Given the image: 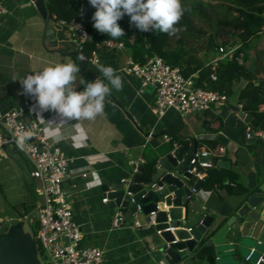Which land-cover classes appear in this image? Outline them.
<instances>
[{"label":"crops","instance_id":"1","mask_svg":"<svg viewBox=\"0 0 264 264\" xmlns=\"http://www.w3.org/2000/svg\"><path fill=\"white\" fill-rule=\"evenodd\" d=\"M0 2L8 9L0 22V101L16 107L30 99L34 108L27 110L24 117L41 121L46 111L37 115L36 100L23 94L20 79L57 63L78 64V39L72 35L70 26L49 15L43 16L34 0ZM244 48L247 54L245 64L257 76L264 77V33L250 39ZM98 52L101 61L97 67L104 65L116 69L123 78L122 91L112 90L106 100L104 114L95 120L81 121L77 127L76 121L61 123L55 113L43 123L45 132L69 158L62 184L69 194L74 219L82 229L81 242L101 247L105 264H161L163 260L156 259L153 254L156 243L150 236L142 237L138 233L139 227L133 224L135 215L128 209L112 207L109 190L106 191L104 186L130 176L134 171L133 160L144 158L147 162V156L154 153L159 159L188 137L197 139L198 149L207 147L204 139H212L220 145L213 154L217 162L210 167L214 169V180L205 186L204 178L199 190L189 199L191 211L187 206L183 208L181 226L189 229L206 214L215 216L214 224L223 223L232 215L239 218V211L247 206L249 190L264 180V139L245 137L249 118L239 107L238 91L248 80L243 77L236 81L228 101L213 105L211 114L169 108L159 116L153 109L155 86L149 84L141 90V78L126 70L132 57L129 48L101 45ZM76 76L74 87L77 91H82L86 82L95 81L98 77L104 79L99 71L94 78L81 68ZM216 118L222 122L218 131L212 128ZM0 132H4L1 126ZM164 134H169L170 141L176 143L172 149L168 148L171 142L164 139ZM4 147L14 150L9 145ZM28 163L38 192L37 180L32 176V167ZM150 169L145 163L144 174H150ZM236 186H241L243 191H236ZM39 195L41 198L36 201V211L42 202ZM106 196L108 200L104 201ZM251 210L254 208L249 206ZM118 212L123 219L117 224L114 220ZM137 215L144 224V214ZM238 262L228 252L222 264Z\"/></svg>","mask_w":264,"mask_h":264},{"label":"water","instance_id":"2","mask_svg":"<svg viewBox=\"0 0 264 264\" xmlns=\"http://www.w3.org/2000/svg\"><path fill=\"white\" fill-rule=\"evenodd\" d=\"M34 2L43 16L49 15L46 0ZM77 62L83 71L96 78L99 71L96 64L81 56ZM12 107V103L0 101V114ZM203 112L212 113L210 109L200 111ZM197 149V139L185 138L159 157L150 174H144L145 164L139 163L127 178L106 183L104 189L109 190L112 207L128 209L133 215L144 214L146 225L139 227L138 233L142 237L150 236L156 243L153 254L158 260L169 264H222L224 256L230 252L239 264H256L259 259V264H264V180L256 191L248 192L247 206L239 211V218L232 215L225 222L214 224L215 216L206 214L191 229L181 226L183 208L187 206L191 211L189 199L204 180L187 170ZM210 159L217 162L216 156ZM235 190L242 192L243 188L236 186ZM249 206L254 210L249 211ZM5 210L0 192V264H43L38 239L25 229V220L9 223L1 218ZM153 210L156 214L147 224ZM168 226L176 228L167 230ZM252 248L251 257L246 259Z\"/></svg>","mask_w":264,"mask_h":264},{"label":"built area","instance_id":"3","mask_svg":"<svg viewBox=\"0 0 264 264\" xmlns=\"http://www.w3.org/2000/svg\"><path fill=\"white\" fill-rule=\"evenodd\" d=\"M7 10L6 5L0 2V22ZM58 21L61 24L70 26L72 29V35L78 39L79 56L87 58L98 65L101 61L98 49H93L89 54L83 52L84 42L91 39V34L85 25L77 20L58 19ZM262 30L264 31V27ZM102 45L110 48H126L123 41L115 39H106ZM239 47L240 42L222 44L219 46L213 60L230 57ZM243 56L244 52H240L237 60L243 62ZM126 70L141 78V90H144V87L149 84L155 86L153 109L159 116H163L169 108H176L181 112H200L201 110L210 109L213 105L225 104L229 98L228 94L219 90L195 86L191 78L183 74L180 66L172 65L159 54H154L145 61H139L131 57ZM239 107L243 108L242 102H239ZM33 108L30 99H25L5 114H0V126L4 131L3 133L0 132V149L5 145H9L24 154L31 164V174L37 180L36 189L43 198L35 219L23 218L25 224L28 220H32V222L36 220V232L29 231L38 239L40 254L43 252L47 255L50 264H105L104 252L101 247L81 242L82 229L74 219L69 194L62 184L69 167V158L61 146L47 135L43 124L55 113L52 111L44 112L41 121L26 119L24 113ZM26 132L31 133V136L25 141L24 148L21 149L16 140ZM245 137L247 139H264V130L255 129L248 121L245 128ZM164 139L170 141L172 138L169 134H164ZM212 155L213 151L208 146L197 149L189 162L187 170L204 179L207 174L206 170L213 166L210 159ZM132 162L135 170L137 164H145L146 160L141 158ZM103 200L107 201L108 197H104ZM137 214H135L133 224L136 227L146 225V222L143 224ZM155 214L156 210L150 212L147 224L153 220ZM122 219V214L118 212L114 221L118 224ZM175 228V226H168L166 229L174 230ZM161 231L158 230L159 233ZM253 251L254 248L248 253L246 259L251 257ZM41 259L45 264L42 256ZM259 262L260 259L256 264H259ZM161 264L169 263L161 261Z\"/></svg>","mask_w":264,"mask_h":264},{"label":"trees","instance_id":"4","mask_svg":"<svg viewBox=\"0 0 264 264\" xmlns=\"http://www.w3.org/2000/svg\"><path fill=\"white\" fill-rule=\"evenodd\" d=\"M49 16L68 21L82 22L91 39L83 44V52L89 54L93 49H98L104 40L113 39L101 34L94 27L92 20L96 9L89 0H46ZM188 10L185 11L179 24L181 30L174 36L157 34L153 31L141 32L130 24V18L125 16L118 21L125 30V36L115 39L123 41L132 53V57L145 61L148 57L159 54L172 65L180 66L183 74L190 77L195 86L216 89L228 95L234 92V84L241 78L248 82L239 89L238 100L243 103L249 122L255 129L264 130V77L257 76L246 64L247 54L244 45L253 37L264 33V0H182ZM238 36L240 47L230 56L221 60L205 59L201 52H218L219 46L232 41L233 36ZM221 41V43L219 42ZM234 42V41H233ZM220 43V44H219ZM240 52H244L243 62L237 60ZM222 122L214 120L212 128L221 129ZM169 149L174 143L169 141ZM203 142L216 154L220 148L219 142L204 139ZM17 150V149H16ZM19 151V150H18ZM146 166L153 167L157 160V153L147 156ZM214 169L210 168L205 186L210 185ZM238 183V182H237ZM255 187L250 192H254ZM2 191L0 184V192ZM24 203L27 211L34 210L36 203ZM6 213V210L1 214ZM36 216V214H35Z\"/></svg>","mask_w":264,"mask_h":264},{"label":"clouds","instance_id":"5","mask_svg":"<svg viewBox=\"0 0 264 264\" xmlns=\"http://www.w3.org/2000/svg\"><path fill=\"white\" fill-rule=\"evenodd\" d=\"M96 9L92 20L93 27L113 39L125 36V30L118 21L125 16L130 24L141 32L153 31L157 34L176 35L181 29L179 24L188 9L182 0H89ZM104 79L84 83L82 91L74 87L80 67L76 62L57 63L42 71L29 74L20 79L23 94L36 100L37 115L52 111L60 117V122L95 120L104 114L107 98L112 90L123 89V78L112 66L101 65L97 68ZM107 81V82H105ZM31 133H24L16 140L23 149Z\"/></svg>","mask_w":264,"mask_h":264},{"label":"rangeland","instance_id":"6","mask_svg":"<svg viewBox=\"0 0 264 264\" xmlns=\"http://www.w3.org/2000/svg\"><path fill=\"white\" fill-rule=\"evenodd\" d=\"M230 41L235 43L241 42L238 36H233ZM221 43V41H219ZM219 43V44H220ZM217 50V49H216ZM216 50L204 53L201 52L205 59H212L216 55ZM13 148L12 146H10ZM16 150L15 148H13ZM9 147H3L0 149V184H1V198L4 201L6 207V213L1 216L2 219L9 223H14L22 218H33L35 219L36 208L26 212V206L24 203H15L26 201L28 203H36L40 199V195L35 190V183L30 175V165L21 151H14ZM19 153V154H18ZM26 159V160H25ZM43 200V198H42ZM27 230L36 232L37 223L36 220L32 222L27 221L25 224ZM45 264H50L48 256L41 252L40 254Z\"/></svg>","mask_w":264,"mask_h":264}]
</instances>
